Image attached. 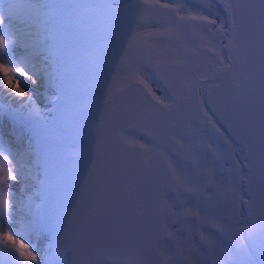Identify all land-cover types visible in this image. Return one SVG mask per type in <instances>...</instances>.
I'll use <instances>...</instances> for the list:
<instances>
[{
    "label": "water",
    "instance_id": "1",
    "mask_svg": "<svg viewBox=\"0 0 264 264\" xmlns=\"http://www.w3.org/2000/svg\"><path fill=\"white\" fill-rule=\"evenodd\" d=\"M226 15V37L218 49L207 43L192 47L183 58L158 57L152 62L160 82L172 96L165 101L141 80L130 78L93 103L97 115L88 148L64 155V170L47 198V214L56 234L54 252L64 264H90L99 258L140 264H187L179 242L166 259L157 242L167 235L163 224V190L179 184L158 148L149 159L140 141L123 129L153 138L172 153L183 142L174 134L213 129L227 143L222 127L236 143L244 175V196L222 191L228 210L220 230L247 247L264 264V0H214ZM132 17H174L175 7L135 0L126 9ZM103 18L82 24L84 34L98 31ZM208 72V73H207ZM79 83L86 73L74 74ZM206 82L203 94L200 81ZM240 166L234 160V170ZM243 210L247 223L238 224ZM197 218L182 216L185 237L197 233Z\"/></svg>",
    "mask_w": 264,
    "mask_h": 264
},
{
    "label": "rangeland",
    "instance_id": "2",
    "mask_svg": "<svg viewBox=\"0 0 264 264\" xmlns=\"http://www.w3.org/2000/svg\"><path fill=\"white\" fill-rule=\"evenodd\" d=\"M96 1L98 2V0H77L75 10L79 15H85L81 10L84 3H96ZM105 1L109 5L114 1L125 0ZM171 1L177 5L178 14L175 18L132 19L122 12H113L108 15L103 29L95 35L84 37L75 28L68 61L74 60L77 65L89 69L96 76L89 83V88L86 87V90L75 99L107 94L114 84L122 82L132 73L144 76L155 93L166 99H172L166 88L152 73L149 51L153 50L157 55L183 57L188 49L197 43L208 42L219 46L225 39L226 22L222 7L214 0ZM64 5L66 13L68 9L70 14L74 13L75 10L69 3ZM135 32L140 33L139 40H135V43L128 42L126 46L116 44V40L129 37ZM86 51L89 52L88 56L85 55ZM16 60L13 59L15 64ZM17 64L20 66L19 63ZM30 78V73L18 68L8 82H5L7 79L4 80V77L2 79L4 82L0 79L1 99L13 104L23 103L24 107L37 108L38 100L28 85L31 83ZM84 110L77 114L80 133L74 145H82L92 136L91 130L88 131L86 125L95 116L90 111ZM127 134L131 137L140 136L134 131H127ZM195 139V135L187 136L186 154L182 157H172L171 160L182 181L191 185L200 184L204 193L198 197L183 193L169 195L167 205L173 233L177 235L182 233L177 224L171 220L174 213L180 209L194 207L199 211L200 233L188 238L184 244L191 264H254V257L247 253L238 255L234 250V244L226 241L224 235L216 232L218 229L214 227L223 223L225 210L217 204L216 192H213V189H220L228 184L242 194L241 179H238V176L243 175V169L238 170L236 178L232 177L231 158L213 132L206 134L203 148L193 144ZM7 158L9 159L8 156ZM201 173L207 175L202 177ZM10 177L14 183L20 184L17 176ZM245 222L246 219L243 218L241 224ZM9 228H1V233L10 242L18 243L20 236L14 235ZM170 247L171 240L165 244L167 250Z\"/></svg>",
    "mask_w": 264,
    "mask_h": 264
},
{
    "label": "bare ground",
    "instance_id": "3",
    "mask_svg": "<svg viewBox=\"0 0 264 264\" xmlns=\"http://www.w3.org/2000/svg\"><path fill=\"white\" fill-rule=\"evenodd\" d=\"M69 1H71V0H69ZM72 1H75V0H72ZM61 5L64 8L63 10H65L66 9L65 5L64 4H61ZM98 5H100V6H98ZM59 6H60V4H59ZM83 7L81 9L82 12L84 11ZM72 8H74V10H75V8L77 9V0H76L75 5H73ZM103 9H108L111 12H122L123 11L122 7H120L118 2H116V1H114V3H111V4L109 3V5H108L105 0H98V2L96 1V3H94L93 6L88 7V9H86L87 11L83 13L85 15H81V14L79 15L76 10L71 15L69 9L67 10V13L65 12L66 14L65 13L63 14V16L68 20V25H66L67 20L65 19V21H64L65 23L63 26L65 27V31L67 28V31L65 33L67 34V40L70 42V46H71V43H73V40H71L72 35L74 36V34H75V27H74L73 19L76 18V16H79L82 20L89 19V18H96L98 15H100L102 13ZM2 18L3 17L0 14V21ZM12 24L14 26V23H12ZM75 25H76V23H75ZM1 28H2V26L0 24V30H1ZM76 31L78 32L77 28H76ZM11 37L13 40L15 39L14 36L11 35ZM75 40L76 39H74V41ZM75 42H77V41H75ZM14 45H16L15 42H14ZM67 50H68V48H66L65 51H67ZM187 53L183 57H185L187 55ZM85 55H86V52H85ZM153 56H157V54L154 53L153 50L149 51V59H151ZM183 57H181V58H183ZM21 58H24L23 60H25V61L27 60L26 59L27 57L22 56ZM13 59L16 60L17 56L11 55L8 51L0 49V79L2 80L4 77V80L7 79L5 82H8V79L10 78V76H12L14 74L15 70L18 71V68L19 69L21 68L23 71H27V69L25 68L23 63H21L20 58L18 60H16V62L19 63L20 66L17 63L15 64ZM70 63H71V66L77 65L74 60L70 61ZM82 68L86 69L85 67H82ZM86 70L89 74L88 83H91V81L96 76H94L89 69H86ZM28 72H34V70L27 71V73ZM4 80H2V81L4 82ZM205 84H206V82H204L202 80L200 81L199 91H200L201 96L203 94V89H204ZM87 85H89V84H87ZM87 85H86V87H87ZM86 87L84 90H86ZM82 109L83 108H81L78 111H81ZM84 109L87 110L86 108H84ZM20 127H21V125H20ZM222 131L225 132L224 129H222ZM197 135L203 137L206 135V133H201V134H197ZM21 144H22L21 142H17V141L12 142V149H13V154H14L15 158H13L11 155H8L9 153H7L4 149V147L0 145V175L8 177L6 182L9 185V191H11V193L16 189V187L13 185V179L10 176H12V175L17 176V173L20 171V166H21V162H19V159L22 160L23 154L25 152L24 146L21 147ZM203 147H204V145H203ZM223 147H224L225 151L228 153L230 158L233 159L236 157V145H235V142L230 137L228 138V143L226 144V146H223ZM206 152H207V150H206ZM184 155H185V152L183 153V156ZM7 156L9 157L10 160L7 158ZM8 170H10L11 172H8ZM232 177L233 178L237 177V171L235 173H233ZM241 178H242V175L238 176V179H241ZM11 202L12 201H11L10 197L7 196V206H6L5 212H10L11 215L9 216L8 220H3L1 215H0V234H1V228L3 229L4 227H6V229H8L10 227L11 230L13 229V227L11 226V221H12L11 219L13 218L12 217L13 210H12ZM170 239H171V242L175 241V240L179 239V235H172ZM7 242L9 243V241H7ZM166 242H168V239L166 240ZM185 242L186 241H183L184 244H185ZM9 244L12 247L17 248L18 250L21 251L22 257L24 259V264H58V261L55 259V257L52 254L51 247H49V251L47 252L45 258L41 259L40 253L38 255H36V253L34 252L35 250H32V252L29 253V251L23 247L21 248V247L13 245L11 243H9ZM246 253L252 257H255L254 253L251 249H247Z\"/></svg>",
    "mask_w": 264,
    "mask_h": 264
}]
</instances>
